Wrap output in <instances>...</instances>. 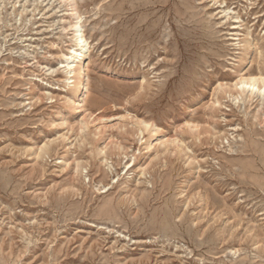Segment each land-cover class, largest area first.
<instances>
[{
    "label": "rangeland",
    "instance_id": "1",
    "mask_svg": "<svg viewBox=\"0 0 264 264\" xmlns=\"http://www.w3.org/2000/svg\"><path fill=\"white\" fill-rule=\"evenodd\" d=\"M251 77L264 0H0V264H264Z\"/></svg>",
    "mask_w": 264,
    "mask_h": 264
},
{
    "label": "bare ground",
    "instance_id": "2",
    "mask_svg": "<svg viewBox=\"0 0 264 264\" xmlns=\"http://www.w3.org/2000/svg\"><path fill=\"white\" fill-rule=\"evenodd\" d=\"M72 31H73V39L75 44L70 50V53L65 55L64 57V67L67 69V73H70V69H72V65L75 62L80 63V66L78 67L75 72H77V80L75 81V87L77 88V91L79 92V96L77 97V105H81L82 102L80 100V95L82 92V89L84 88V80H85V65H84V58L86 56L87 52V45L88 42L85 39L84 35L82 34L81 31V25L80 22H76L72 26ZM249 46L245 48L247 52H250L251 48L254 46V41H249L247 43ZM250 53H247V58L245 65L248 63ZM250 64V63H249ZM248 64V65H249ZM262 85L264 88V77H259V78H241L240 81L235 85L236 89H244V88H255L257 85Z\"/></svg>",
    "mask_w": 264,
    "mask_h": 264
}]
</instances>
